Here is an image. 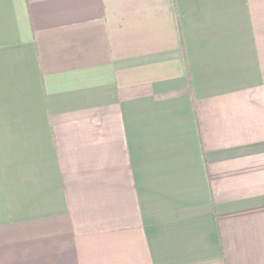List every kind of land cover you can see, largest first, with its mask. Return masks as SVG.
<instances>
[{"label": "crops", "instance_id": "obj_1", "mask_svg": "<svg viewBox=\"0 0 264 264\" xmlns=\"http://www.w3.org/2000/svg\"><path fill=\"white\" fill-rule=\"evenodd\" d=\"M0 264H264V0H0Z\"/></svg>", "mask_w": 264, "mask_h": 264}]
</instances>
